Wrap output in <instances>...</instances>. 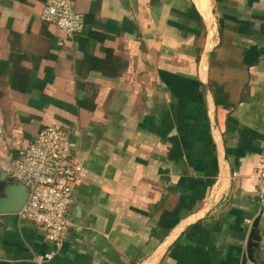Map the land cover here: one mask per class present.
<instances>
[{
    "label": "crops",
    "instance_id": "0c3cea01",
    "mask_svg": "<svg viewBox=\"0 0 264 264\" xmlns=\"http://www.w3.org/2000/svg\"><path fill=\"white\" fill-rule=\"evenodd\" d=\"M46 1L0 0V165L52 124L84 161L46 264H264V0H75L73 37ZM50 248L0 213V264Z\"/></svg>",
    "mask_w": 264,
    "mask_h": 264
},
{
    "label": "built area",
    "instance_id": "2783aa9c",
    "mask_svg": "<svg viewBox=\"0 0 264 264\" xmlns=\"http://www.w3.org/2000/svg\"><path fill=\"white\" fill-rule=\"evenodd\" d=\"M41 16L68 37L82 33L85 28V17L76 9L75 0H47ZM75 146L68 129L52 124L29 142L16 164L30 183L28 200L19 213L41 225L51 244L49 250L36 256V264H46L56 255L71 225L69 207L84 169V161ZM252 178L264 206V149Z\"/></svg>",
    "mask_w": 264,
    "mask_h": 264
},
{
    "label": "water",
    "instance_id": "95a60500",
    "mask_svg": "<svg viewBox=\"0 0 264 264\" xmlns=\"http://www.w3.org/2000/svg\"><path fill=\"white\" fill-rule=\"evenodd\" d=\"M212 33L214 30L211 29ZM214 47L207 54L206 68L209 67ZM204 95L207 98L209 85L203 84ZM212 126L218 131L217 118L213 114ZM30 193V183L27 177L19 172L15 165L10 164L7 167L0 165V213H19L28 200ZM259 218L256 219L251 235L248 241V253L252 256L254 247L257 245L260 237L256 231Z\"/></svg>",
    "mask_w": 264,
    "mask_h": 264
}]
</instances>
